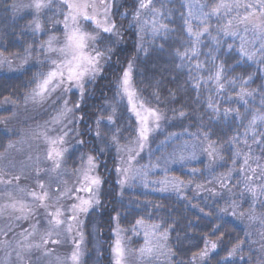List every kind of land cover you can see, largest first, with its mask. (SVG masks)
Wrapping results in <instances>:
<instances>
[{
    "label": "trees",
    "instance_id": "obj_1",
    "mask_svg": "<svg viewBox=\"0 0 264 264\" xmlns=\"http://www.w3.org/2000/svg\"><path fill=\"white\" fill-rule=\"evenodd\" d=\"M14 2L0 0L3 56H21L36 50L39 43V37L31 31L28 15L18 17ZM117 4L115 22L121 32L119 36L100 38L97 46L111 47V59L105 62L102 74L86 85L79 109L81 152L95 156L103 180L100 204L86 218L87 252L83 264H113L115 224L128 228L136 220L168 230L171 264H260L258 245L245 227L206 193L197 197L142 190L120 193L116 149L110 138L126 140L136 133V122L119 94L120 78L132 63V81L140 100L163 114L158 138L182 135L187 141L214 145L221 152L220 174L235 166L243 143L264 160V121L258 120L254 129L249 127L253 117L264 116V57L255 62L246 60L230 37L225 38L230 35L225 34L218 20H213L209 38L195 42L188 32L182 0L164 5L166 29L149 38L140 50L137 31L134 25L129 27L137 0H121ZM124 12L126 16L122 18L119 14ZM221 68L222 88L215 78ZM47 70L31 66L17 73L0 74V103L23 102L36 87L40 74ZM242 92L251 95L245 94L241 99ZM2 113L7 111L0 110ZM253 131L260 143L253 142ZM13 138L0 131V154ZM76 156L75 152L70 155L68 165L75 166ZM171 174L181 180L190 179L181 170L174 169ZM208 242L217 247L211 249L209 244L208 255L201 258ZM237 244L239 248L233 253Z\"/></svg>",
    "mask_w": 264,
    "mask_h": 264
},
{
    "label": "rangeland",
    "instance_id": "obj_2",
    "mask_svg": "<svg viewBox=\"0 0 264 264\" xmlns=\"http://www.w3.org/2000/svg\"><path fill=\"white\" fill-rule=\"evenodd\" d=\"M121 0H110L112 4L110 19L115 22V9L117 3ZM173 0H152L149 7L141 9V0H137L136 12L131 14V22L129 27L134 25L137 31V38L139 41V49L143 48L148 42L149 38L158 35L164 29H160L157 34H153V21H156V26L164 25V5H169ZM186 14L188 17L187 28L191 27L193 32L202 31V21L205 20V14L211 11V8L218 2V0H182ZM32 0H15L13 8L18 17L28 15L30 19L31 31L37 35L38 47L36 50H29L21 56H3L0 54V74L2 73H17L27 67H44L49 70L51 65L48 58L55 57V53L47 51V41L55 36L58 40H63V15L66 8L60 3V0H52L50 8L42 9L36 13L33 9L22 7V5L31 4ZM153 9L158 10L154 11ZM243 11V10H241ZM139 12V18L136 14ZM159 13V14H158ZM191 13V15H190ZM126 13H120L123 18ZM234 13L224 15L221 13L220 17H207L208 31L213 23V20L220 22V27L224 28L228 19H233ZM238 19V18H237ZM49 22L48 25L46 22ZM35 22H39L41 28L39 31L34 30ZM116 29L119 36L121 29ZM236 19H233V28H236ZM82 27L86 31H92L95 25L91 22H82ZM241 35H230V39L235 43L241 55L250 62H255L264 57V50L260 48V41L254 40L252 33L248 32L245 39L242 40L243 26H239ZM103 35H109L99 32L100 38ZM208 32L200 36L199 42L207 37ZM195 39V38H194ZM244 43V52L241 51V44ZM44 45V47H41ZM253 54L249 59L248 55L244 53ZM105 62L103 63L104 67ZM47 70V71H48ZM46 71V72H47ZM45 72V73H46ZM98 77V76H97ZM96 77V78H97ZM94 80L85 82L84 93L86 85ZM133 84V81H132ZM134 86V85H133ZM135 88V87H134ZM136 90V89H135ZM33 91V90H32ZM21 103H14L10 101H3L0 103V110L7 111V113L0 114V131L6 135H11L10 140L12 147L7 146L6 150L0 154V178L12 180L11 184L0 183V208L4 205L11 204L15 200L23 201L33 208V214L27 219H17L21 216L19 212H13L11 208L4 209L3 215H0V264H73L70 259L74 251V242L80 244L82 255L79 264H83L86 256V218L87 215L98 205H95L87 213H80L78 220L69 221L73 225V231L68 232L65 225L57 228H52L48 223L49 217L44 208L37 207V202L33 201L29 195L31 191L40 192L38 183L45 185V190L50 196L49 203L55 204L56 189L63 190L65 187H75L78 177L77 170L83 167L81 157L92 155L89 152L82 153L83 143L81 138V130L79 124L81 116L79 114L80 103L84 98L80 95V90L71 88L67 93H54L44 102L39 98L32 100L31 93ZM137 93V92H136ZM78 98L74 100L73 96ZM79 99V100H78ZM138 101H141L137 93ZM64 100H67V107L72 109L65 117H62L59 123H53V117L57 116L63 111L65 105ZM120 100L126 103L130 114L136 122V129L138 123L136 116L131 111V106L127 102L126 97H121ZM78 103H77V102ZM79 104V107L76 105ZM145 104V103H144ZM145 107H148L145 104ZM150 108V107H148ZM108 122L111 120L108 119ZM161 127L151 133L149 140L142 151L137 155L135 151L129 152L128 149H136L137 133L130 139L120 140L117 136V143L113 142V136L110 138L112 145L116 149L117 168L116 181L120 193L128 191L142 190L144 192H156L162 195L176 193L181 197L187 194L192 196L202 195L206 193L213 202L221 205V209L230 217L238 220L243 225L248 235L256 242L259 249L260 264H264V196H259L255 201L251 193L247 190L249 187H256L259 191V186L264 183L261 179L262 172H264V160L256 159L258 156L243 143L241 150L237 157L235 166L230 168L228 172L220 174L219 169L222 166L221 152L213 146L215 151L212 156H209V144L199 141H187L182 135H173L171 137L158 138L161 131L163 119L161 120ZM48 129V135L52 137L63 136L64 144L61 147L66 148L64 153V160L62 167L59 170L52 171L51 161L46 159L49 145L43 137L38 134ZM136 132V131H135ZM67 133V135H64ZM118 148L121 149L118 151ZM103 150V148H102ZM77 154L75 166L68 165L70 155ZM129 156L132 159L129 161ZM95 157V156H94ZM248 157V164H244L245 158ZM96 159V158H95ZM96 163L98 164L97 160ZM257 164L260 167H257ZM125 168H129L128 172H124ZM181 170L187 173L190 179L181 180L171 174L174 170ZM251 169H255V176L252 180L248 177L252 176ZM119 170V171H118ZM95 174L100 176L99 165L95 170ZM19 176L17 181L14 177ZM101 178V176H100ZM102 180V178H101ZM121 181H125L121 184ZM175 181L182 183L176 184ZM236 183L235 186L231 184ZM99 189L98 198L100 200L101 188ZM84 196V193H80ZM74 201L64 197L59 200V204L65 209V215H69L66 210ZM52 209L49 208L48 211ZM235 213V214H233ZM255 217V219H253ZM138 221V220H136ZM130 225L128 228H123L115 224L114 242L111 250V261L115 264L113 248L117 238L126 246L128 255L126 264H147V261L142 262L139 257L138 249L144 244V236L142 234H134L132 229L136 226ZM145 222V227L155 223ZM161 227V226H160ZM162 229V228H161ZM49 231L51 236L49 243L45 245L42 237ZM32 233L31 236H28ZM82 234V240H81ZM28 240L25 241V237ZM52 240L59 241V243H51ZM21 241L25 243H40V249H33L30 255L26 254L23 259L17 258V244ZM165 246L162 249L161 255L158 259L152 261V264H171L173 257L172 251L168 244V239L164 242ZM45 249L49 250V254L45 255Z\"/></svg>",
    "mask_w": 264,
    "mask_h": 264
},
{
    "label": "snow or ice",
    "instance_id": "obj_3",
    "mask_svg": "<svg viewBox=\"0 0 264 264\" xmlns=\"http://www.w3.org/2000/svg\"><path fill=\"white\" fill-rule=\"evenodd\" d=\"M60 3L67 9L66 12L62 13L63 20V40H58L57 37L53 36L47 41V51L49 53H55V57H49L48 62L51 65L50 69L46 73L40 74V78L36 84V87L31 93V99L36 100L39 98L41 102L49 99L52 94L60 92L67 93L71 88H77L80 90V95L83 97L85 82L88 80H95L97 76L103 72V63L111 59L112 48L105 47L101 49L98 47L100 41L99 32H103L109 35L118 34L116 24L110 19V12L112 4L110 0H60ZM52 0H32L29 5H22L33 9L36 13H39L42 9L50 8ZM152 4V0H141L140 8L144 9ZM157 11L156 9H153ZM243 10V11H241ZM228 15L234 13L233 19H236V28H233V19H228L224 25L223 31L228 35H241L239 26H243L242 40L244 43L247 42L245 39L248 32L252 33L254 40L260 41V48L264 50V0H218L217 3L211 8V11L205 14V17L216 16L220 17L221 13ZM159 14V13H158ZM191 15V13H190ZM136 18H139V12L136 14ZM202 21L204 25L202 31L193 32L192 28H188V32L195 38V42H199L200 36L208 32L207 19ZM238 18V19H237ZM91 21L95 27L92 31H86L82 27V22ZM166 25L156 26V21H153V34H157L160 29H166ZM41 25L39 22H35L34 30L39 31ZM244 43L241 44V51L244 52ZM44 47V45H41ZM184 53L183 55H186ZM252 58L253 54L244 53ZM4 62L0 60V63ZM132 63H129L127 69L123 71L122 77L119 81V94L121 97H126L128 104L131 106V111L134 113L137 119L138 128L136 129V149H128L129 152L135 151L139 154L146 146L149 137L152 132L159 130L161 127V120L164 118L163 114L154 108L145 107L143 101H138L136 90L132 84ZM221 69L217 70L216 80L218 87L222 88L220 84V73ZM199 86L198 84L196 85ZM251 95V93H241V99L243 95ZM247 103V101H245ZM64 109L57 116L53 117V123H59L62 117H65L68 112L72 109L67 107V100H64ZM212 106L211 104L209 105ZM79 107V104L76 105ZM183 116V112L180 113ZM111 120V117H109ZM264 121V116L253 117L250 121L249 127L254 129L257 121ZM99 123V121H97ZM39 136L43 137L46 143L49 145L46 159L51 161L52 171L59 170L62 167L64 160V153L67 151L66 148L61 147L64 144L63 136L52 137L48 135V129L45 128L41 131ZM67 135V133H64ZM99 135V132L97 133ZM255 131H253V142L260 143L255 139ZM113 142L117 143V139L113 136ZM83 143V141H80ZM13 145L9 144V147ZM121 149L118 148V151ZM212 144L209 145L208 152L209 156L213 155ZM132 159L129 156V161ZM256 159H259L258 157ZM82 164L84 165L77 170L78 177L76 186L69 188L65 187L63 190L56 189V200L57 203H49L50 196L48 191L45 190L43 183H38V187L41 191H31L29 195L33 201L37 202L36 206L44 208L47 216L49 217L48 223L52 228H57L61 225L66 226L68 232L73 231V225L69 221L78 220L80 213H87L95 205L100 204L98 198L99 189L102 185V180L99 175L95 174V170L98 167L96 159L92 155L87 157H81ZM244 164H248V157L245 158ZM257 167H260L257 164ZM119 171V170H118ZM129 168H125L124 172H128ZM253 175L249 176L248 179L252 180L257 178L255 176V169H251ZM261 179H264V172H262ZM15 180H19L20 177H14ZM125 181H121L123 184ZM0 183L11 184L12 180L5 181L0 178ZM178 185L181 181H175ZM247 190L251 193L253 200L259 196H264V183L259 186V191L256 187H249L246 185ZM80 193H84L81 196ZM67 197L74 202L68 206L67 212L69 215H65V209L59 204V200ZM11 208L13 212H19L22 215L16 217L17 219H27L33 214V208L31 205L26 204L23 201L15 200L11 204L4 205L0 208V215H3L4 209ZM51 208V211L48 209ZM235 214V213H233ZM255 219V217H253ZM264 223V221H262ZM142 234L144 236V244L137 251L139 253L138 259L142 262L147 261V264H152V261L158 259L159 255L163 254L162 249L164 248V242L168 239V230L161 229L160 225L153 224L145 227L143 220L136 221V226L133 227L132 232L134 234ZM29 233L28 236H31ZM28 236L25 237V241L28 240ZM51 231H49L44 237H42L43 243L47 245ZM81 234V240H82ZM51 243H59V241L52 240ZM215 249L216 243H206L205 250L200 254L201 258L208 255V247ZM42 245L40 243H25L21 241L17 244V258L23 259V256L32 253V250L40 249ZM239 248L237 244L236 248L232 249L235 253ZM171 252V249L168 250ZM115 264H126L128 250L126 246L117 238L115 247L113 248ZM45 255L49 254V250L45 249ZM82 251L79 243L74 242V251L72 252L70 259L73 264H79Z\"/></svg>",
    "mask_w": 264,
    "mask_h": 264
}]
</instances>
